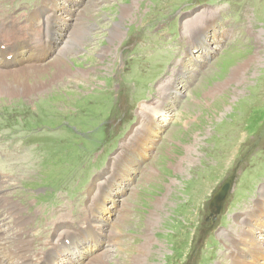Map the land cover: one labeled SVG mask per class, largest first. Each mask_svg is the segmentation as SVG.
Wrapping results in <instances>:
<instances>
[{"label":"rangeland","instance_id":"rangeland-1","mask_svg":"<svg viewBox=\"0 0 264 264\" xmlns=\"http://www.w3.org/2000/svg\"><path fill=\"white\" fill-rule=\"evenodd\" d=\"M46 8L50 44L35 61L43 69L27 77L42 87L0 95V177L8 176L2 185L11 199L9 216L0 211V237L12 247L3 245L1 259L13 263L9 251L31 247L28 264H69L56 258L61 252L78 264L99 253L105 261L93 264H134L137 256L143 264H225L244 222L259 244L234 245L264 264V208L254 205L264 201V0H0V24H23L32 12L38 21L35 12ZM134 144L140 162L133 169L127 159L121 172L133 169L131 176L111 185L121 206L116 221L115 202L105 214L112 238L108 227L93 246L70 244L71 253L53 243L47 252L55 227L48 214L78 226L95 186ZM231 175L221 213L206 222ZM87 245L98 248L92 257Z\"/></svg>","mask_w":264,"mask_h":264},{"label":"bare ground","instance_id":"bare-ground-1","mask_svg":"<svg viewBox=\"0 0 264 264\" xmlns=\"http://www.w3.org/2000/svg\"><path fill=\"white\" fill-rule=\"evenodd\" d=\"M47 10L48 9L46 8L43 12H41V11L35 12L38 15H40V18L38 21L30 20V17L32 16V14H34L32 12V13L28 14L27 19L25 20V22L23 24H19V25L0 24V27L2 26V28H0V95L12 96V97L18 96V95L28 96V94H30L31 92L42 87L41 86L42 84L39 82H34V83L28 82L27 77L29 76L31 70L39 71L40 69H43L42 66L38 65V64H42V63L35 62V61H36L38 56L41 58V56H40L41 53L44 50H47V48L49 47V44H50L49 40L44 38L43 29L41 27L42 26L41 18L43 17L44 12H46ZM124 13H125V11H124ZM197 21H198V19H197ZM110 33L112 36L115 37V36L119 35L120 30L116 26L112 31H110ZM218 45H219V43H218ZM191 50H193V49L191 48ZM6 51L8 52L9 55L12 56V58H13L12 61H8V60L4 59V57L8 58ZM20 54H22L21 57L19 56ZM28 55H30L32 57V61L29 64H24L22 59L26 56L28 57ZM199 60H201V58ZM59 62H60V60H58L57 62H54V63L57 64ZM45 67L46 66H44V68ZM237 72H239V69L235 70V73H237ZM172 82L173 81H169V84ZM157 112L158 111H156L155 113H157ZM142 128H144L143 123H142ZM157 129H159V126L157 125L155 127L153 124V127L151 129H148V130H150L152 132V135H154L158 132ZM134 145H136V144H134ZM141 147H142L141 145L137 144L136 150L133 151V150L127 149V150L123 151L125 153H124V155L121 154V156H119L117 162L115 163V165H116L115 172L113 171L112 172L113 174L111 173L110 177L108 178V181L105 183H100L99 185L95 186V187H97V191L94 194H96V195L98 194V196L93 198L91 203L88 202L86 204V206L84 207V210L82 211V212H84L83 220H82V222H80L78 224V226H75L76 222L74 223V221H76V220H74V219H71V221H68V222L66 221L63 224H60L59 222H63V221H59L60 215L58 214V212L48 214V218L49 217L53 218L52 222L53 223L55 222V227L53 229L52 235L45 241L44 246H45V248H48L47 252L49 249H51L53 243L58 244V248L60 250H63L64 248H66V246L64 245V244H66L70 248L67 251H71V253H72V249H71L70 244H72V246H74L73 244H78V243H82L85 241H88L90 243V242H92V238L94 240H97L100 238V241H102L105 239V232H106L108 227H109V237H110L109 239L112 238L113 234H110V231H111L112 227L114 226L113 219L115 221L117 220L118 215L121 212L120 211L121 206L119 207L118 200L112 194L113 189H112L111 185L113 182H115L116 177H117V181H119V179H120L119 176H122V177H125V176L130 177L131 176V171L134 169V166H133L134 163L140 162V158H138V154H141V155L144 154L143 151H140ZM13 148H14V146H11L10 151H13ZM130 154L132 156H130ZM9 158H10V153H9ZM13 158H14V156H13ZM13 158H10V160L13 161ZM127 159H130V161L132 163L131 166L133 167V169L126 171L127 173L125 172L126 173L125 174V173L121 172V167L123 166L124 163H126ZM20 167H21L20 168L21 170L25 169V165H20ZM12 176H15V175H13V174L9 175V177H12ZM5 177H8V176L2 175L0 177V179H2V183H0V211L2 213H4L6 216H9L10 210L8 208V200H11V199L4 192V186L2 185L3 183L6 182L4 180ZM15 181H16V179H14V182ZM105 194L109 197V200H106V204L104 205L103 203H101L99 201H100L101 196H105ZM108 201L112 202L110 206L107 203ZM113 202H115L117 204V209H116L117 213H116L115 218H113L112 220L109 219V221H108L107 219L109 218V216L107 215V217H106L105 214L106 213L109 214L110 209L114 207ZM254 205H256L258 208H264V201H262V200L257 201ZM70 208H71V206H70ZM104 208H106V210H107L106 212H104ZM66 209H68V205H66ZM77 214H79V212L74 210V211H72L71 216L76 218ZM53 216H55V217H53ZM244 216L247 217L248 213H245ZM14 221H15V223H18L19 219L16 217V219ZM237 221H241V220H237ZM11 222L12 221L10 218L7 219L6 222H2V228L9 225ZM150 223H152V222H150ZM58 225H68V226L65 229L61 230L60 228H58ZM152 226H155V225H152ZM243 226H244V222H241L240 225L236 228V239L240 242H246V243L250 244V248L256 244H259L258 241L251 236V233L245 231ZM0 229H1V227H0ZM101 231H102V233L100 234ZM0 232H1V230H0ZM65 232H69V233L66 235ZM19 233H21V232H19ZM19 233L14 232V235L17 237H22ZM6 238H7L6 236L0 237V264H28V260L30 258H32L30 255H34L33 251L31 250V247H29L28 249L23 248L21 250H16L14 252L9 251L8 252L10 255L9 260L12 261L13 263L5 262L1 259V257L3 256L4 246L8 250L12 248V247H10V245H9V247H7L6 246L7 244L2 243L3 242L2 239H6ZM32 240H33V238L31 239V241L28 238V239L22 240V241L23 242H29L30 241V243H31ZM146 241H149V239H147ZM238 241L231 240V243L236 248V250L229 253L230 254V259L228 260L229 262H227L225 264H244L245 262H249L251 264H256V260L253 257L258 256V254L253 252L251 249H248L247 251H245L241 247H239V245L235 246L234 243L235 242L237 243ZM145 244H147V243H145ZM263 247H258V248L264 250ZM99 250H98V252H99ZM138 250L141 251V252L139 251V254H141V255L143 254L142 253L143 251H144V253L147 251L146 247H143V248L141 247ZM238 251L240 252V254L236 253ZM87 253H88L89 257H92L90 255L94 254L95 252L89 253V251H88ZM64 254L65 253L61 252L60 255H58V257H56V258H58V261L66 260L67 262H69V264H78L77 262H71V260L69 258L70 255L68 256V253H66L67 257H64ZM234 254H237V256H233ZM8 257H7V259H8ZM106 257H107V255H105L104 253L103 254L99 253V255H96L93 259H91V261L96 259V261L103 262V261H105ZM135 258L136 259L134 260V264H143V260H141L138 256ZM88 260H89V258L82 261L81 264H91V261H88ZM257 260H259V257L257 258ZM32 261H34V260H32ZM29 264H30V262H29ZM39 264H43V262L42 263L39 262ZM51 264H53V263H51ZM92 264H93V261H92Z\"/></svg>","mask_w":264,"mask_h":264},{"label":"water","instance_id":"water-1","mask_svg":"<svg viewBox=\"0 0 264 264\" xmlns=\"http://www.w3.org/2000/svg\"><path fill=\"white\" fill-rule=\"evenodd\" d=\"M235 175L229 176L218 188V190L213 194L209 205V211L211 215L218 216L221 213L224 203L229 196L233 183H234Z\"/></svg>","mask_w":264,"mask_h":264},{"label":"flooded vegetation","instance_id":"flooded-vegetation-1","mask_svg":"<svg viewBox=\"0 0 264 264\" xmlns=\"http://www.w3.org/2000/svg\"><path fill=\"white\" fill-rule=\"evenodd\" d=\"M212 217L215 218L213 215H209L206 219V222L209 221V219H211Z\"/></svg>","mask_w":264,"mask_h":264}]
</instances>
